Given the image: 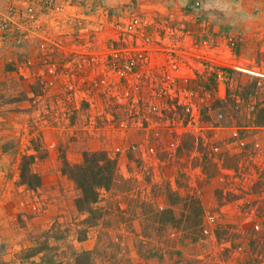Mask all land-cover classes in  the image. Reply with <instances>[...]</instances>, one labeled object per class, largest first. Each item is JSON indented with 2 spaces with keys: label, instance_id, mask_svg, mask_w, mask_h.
Listing matches in <instances>:
<instances>
[{
  "label": "rangeland",
  "instance_id": "rangeland-1",
  "mask_svg": "<svg viewBox=\"0 0 264 264\" xmlns=\"http://www.w3.org/2000/svg\"><path fill=\"white\" fill-rule=\"evenodd\" d=\"M71 1L88 15V33H98L88 50H111L116 24L134 12L156 20L166 16L173 29L194 34L190 42L228 50L232 40L233 62L258 75L226 71L221 84L227 96L216 110L223 113L224 127L241 129L260 148L236 150L229 134L219 131L225 153L209 157L216 139L210 144L205 134L197 141L183 136L182 159L193 156L203 175L198 198L180 174L178 191L171 189L167 180L179 171L176 164L166 165L151 182L126 152L119 161L111 158L116 163L111 187L99 189L96 203L81 211L76 207L81 192L66 166L80 165L84 153L110 158L118 138L131 135L116 130V113L123 110L102 95L83 102L77 87L69 92L66 79L47 73L50 62L58 74L69 66L74 72L81 50H31L32 43L17 42L13 50H0V63L12 72L0 76V264H264V0H201L198 13L183 7L186 0H116L105 7L96 0ZM176 41L175 36L169 43L174 47ZM21 166L39 177V186L22 183ZM224 168L230 173L220 183ZM159 202L167 206L163 213L156 209ZM207 214L216 216V225L205 235L200 226ZM84 236L90 250L77 240Z\"/></svg>",
  "mask_w": 264,
  "mask_h": 264
},
{
  "label": "built area",
  "instance_id": "built-area-1",
  "mask_svg": "<svg viewBox=\"0 0 264 264\" xmlns=\"http://www.w3.org/2000/svg\"><path fill=\"white\" fill-rule=\"evenodd\" d=\"M76 5L71 0H5L0 9V45L12 46L26 41L34 45L29 50L73 52L75 47L81 50V62L74 72L68 65L70 69L58 74L57 64L50 62L47 73L66 79L63 84L69 92H76L73 87H77L83 102L102 95L123 110L116 113V130L131 135L118 138L119 144L113 148L110 158L119 161V156L130 152L150 174L151 182L161 178L166 165L176 164L179 171L167 180L171 189L178 191L176 183L180 174L189 194L198 198L203 175L199 164L193 163V156L182 159L183 136H192L197 141L205 134L211 144L215 139L218 142L217 132L224 131L229 134L230 146L236 150H245L249 145L252 149L260 148L258 140L249 144L241 129L224 127L223 113L217 112L214 106L227 96L226 87L221 84L226 71L258 75L233 62L232 40L226 43L228 50H219L216 44L196 39L190 42L194 34L182 27L173 29L166 16L156 20L155 15L134 12L116 24V33L109 38L111 50H88L90 40L98 33H88L85 23L89 17L81 6V10L76 11L79 6ZM175 36L177 41L172 47L169 40ZM212 119L215 121H210ZM221 150L219 142L212 143L213 156L209 157L221 156L225 153ZM229 173L228 168L222 169L218 182L223 183ZM156 209L163 213L167 206L159 202ZM215 225L216 216L207 214L200 228L208 235ZM254 228L257 230L258 225Z\"/></svg>",
  "mask_w": 264,
  "mask_h": 264
},
{
  "label": "trees",
  "instance_id": "trees-1",
  "mask_svg": "<svg viewBox=\"0 0 264 264\" xmlns=\"http://www.w3.org/2000/svg\"><path fill=\"white\" fill-rule=\"evenodd\" d=\"M96 2H98L101 7H105L104 0H96ZM183 7L187 11L195 9L198 13L202 9L201 0H186V2L183 4ZM215 104L214 106L216 107ZM262 126H264V122L262 123ZM26 158L27 156H22V162ZM115 164L116 163L114 160L99 152L84 153L83 161L80 165L66 166L65 164V166L69 168L70 177L73 179L81 192L78 204L76 205L78 209H81V211H89L91 209V204L96 203L97 201L98 190H108L111 187L115 181ZM26 178L29 180L33 178L34 182L26 180ZM20 179L22 183L29 188L40 185L39 177L36 174L29 173V170L26 166L20 167ZM85 239L86 237L84 236L83 238H78L77 240L83 241ZM36 251L39 250L37 249ZM88 253L89 251L82 252L84 255H88ZM77 261L78 260L76 258L74 262Z\"/></svg>",
  "mask_w": 264,
  "mask_h": 264
},
{
  "label": "crops",
  "instance_id": "crops-1",
  "mask_svg": "<svg viewBox=\"0 0 264 264\" xmlns=\"http://www.w3.org/2000/svg\"><path fill=\"white\" fill-rule=\"evenodd\" d=\"M104 2L107 5H112V4L114 5L116 3V0H104ZM169 2H171V1H169ZM2 4H5V1L4 2H3V0L0 1V9L3 8ZM0 50H13V48L10 45L3 44V45H0ZM4 53L7 54L8 52L4 51ZM3 73L7 76H8V74H12L11 69L7 64L4 63V65H3L0 63V76H2ZM89 242H90V240H88V239H85L82 242L80 241V243H83L84 248L86 250H90L92 248V244H90Z\"/></svg>",
  "mask_w": 264,
  "mask_h": 264
}]
</instances>
